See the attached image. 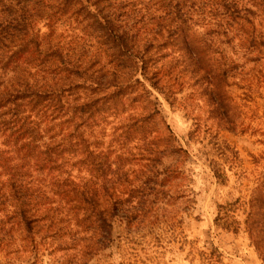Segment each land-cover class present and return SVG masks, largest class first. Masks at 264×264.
Returning <instances> with one entry per match:
<instances>
[{
	"label": "trees",
	"instance_id": "trees-1",
	"mask_svg": "<svg viewBox=\"0 0 264 264\" xmlns=\"http://www.w3.org/2000/svg\"><path fill=\"white\" fill-rule=\"evenodd\" d=\"M263 65L264 0H0V254L15 260L17 232L41 245L31 237L36 225L108 236L117 221L144 225L148 196L165 199L179 176L159 168L161 157L184 152L172 147L147 87L172 104L177 87L223 91ZM211 101L227 108L218 92ZM123 115L125 139L153 148L140 157L149 169L139 186L117 193L130 171L114 167L95 134ZM160 123L168 132L158 152L148 126ZM249 205L248 233L264 253L261 196Z\"/></svg>",
	"mask_w": 264,
	"mask_h": 264
},
{
	"label": "rangeland",
	"instance_id": "rangeland-1",
	"mask_svg": "<svg viewBox=\"0 0 264 264\" xmlns=\"http://www.w3.org/2000/svg\"><path fill=\"white\" fill-rule=\"evenodd\" d=\"M147 88L169 127L172 147L185 153L167 151L161 157L159 168L171 166L179 176L165 187V199L148 196L144 225L127 229L117 221L110 236L39 233L36 225L31 237L42 244L35 249L26 234L14 233L19 252L11 256L15 260L0 254V264H264V253L256 249L247 225L250 200L258 194L264 205V65L229 79L223 91L202 82L177 87L172 104ZM217 92L228 100L225 111L211 101ZM125 115L110 119L103 135L95 134L110 146L114 167L130 171L128 183L118 182L117 193L129 184L139 186L136 176L149 169L140 157L153 148L134 137L125 139L130 125ZM148 130L149 140L155 138L154 151H163L164 125ZM131 201L137 204V198ZM260 236L264 243V233Z\"/></svg>",
	"mask_w": 264,
	"mask_h": 264
}]
</instances>
